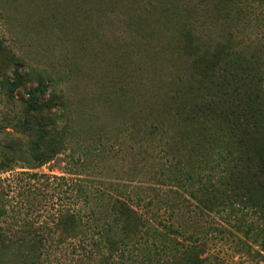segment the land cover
<instances>
[{"label":"trees","instance_id":"obj_1","mask_svg":"<svg viewBox=\"0 0 264 264\" xmlns=\"http://www.w3.org/2000/svg\"><path fill=\"white\" fill-rule=\"evenodd\" d=\"M263 49L245 54L224 45L212 60L186 52L193 74H179L166 86V113L162 107L153 118L143 114L140 142L130 146L142 160L130 158L123 177L89 172L107 168L105 148H98L95 161L87 152L67 160L65 141L45 152L47 132L25 144L35 162L29 168L64 155L71 166L65 169L76 176L14 171L21 149L0 142V175L11 171L0 177V253L16 249L29 264H204L203 237L210 231L197 222L242 208L264 224V162L257 146L264 140ZM22 82L15 69L1 84L13 96ZM47 88H30L25 108L29 115L46 111L54 121V109L64 104L45 100ZM134 134L128 132V142H136ZM258 227L264 246V225Z\"/></svg>","mask_w":264,"mask_h":264},{"label":"rangeland","instance_id":"obj_2","mask_svg":"<svg viewBox=\"0 0 264 264\" xmlns=\"http://www.w3.org/2000/svg\"><path fill=\"white\" fill-rule=\"evenodd\" d=\"M224 45L245 54L264 48V0H0V142L21 149L14 171L69 178L76 176L65 169L69 157L87 152L95 161L105 148L107 168L89 172L125 176L128 160L142 157L130 146L140 142L143 114L153 118L162 107L166 113V86L194 72L186 52L212 60ZM15 69L23 82L10 96L1 81L12 80ZM39 83L48 86L45 100L64 104L54 109V121L46 111H26L27 92ZM130 130L136 142H128ZM41 132L45 152L65 141L69 155L30 169L35 162L25 148L40 142ZM257 146L264 162V140ZM38 199L36 209L44 204ZM259 216L241 208L197 222L210 231L204 264H264ZM0 264L29 262L14 249L0 253Z\"/></svg>","mask_w":264,"mask_h":264}]
</instances>
